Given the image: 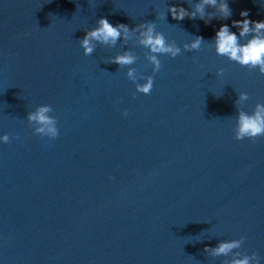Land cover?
<instances>
[{
    "label": "clouds",
    "instance_id": "obj_1",
    "mask_svg": "<svg viewBox=\"0 0 264 264\" xmlns=\"http://www.w3.org/2000/svg\"><path fill=\"white\" fill-rule=\"evenodd\" d=\"M208 7L215 9V11L208 12L206 10ZM168 13L174 20L180 21L186 17L192 19L198 17L208 23L213 18L228 19L232 15V10L227 0H199L191 7V10L170 4L168 5ZM240 16L244 19L232 21V25L238 28L239 35L231 31L228 24H221L215 32L212 40L215 52L242 67L258 69L259 73L264 74V19L250 20L247 10H241ZM133 34L137 35L138 44L148 49L146 58L152 65L153 73L161 68L159 55L166 54L174 58L181 53V47L175 41L169 42L162 32L156 30L154 21L141 22L130 28L124 23L113 25L106 17L102 16L96 21V26L86 30L84 36L78 41L87 56L96 50L98 44L109 47H114L118 41L125 44ZM245 37L247 39L242 43L241 38ZM204 41L202 36L196 35L191 41L183 44V49L188 51L199 50ZM136 60L137 56L131 50L126 49L111 57L109 63L116 64L119 68L127 67L126 75L135 83L137 92L148 95L153 88L154 77L153 75L144 77L143 74L138 76L137 70L130 67ZM223 72L224 69L220 68L216 74L222 75ZM140 79H143L144 82L139 83L138 80ZM248 99V93L241 91L234 102L238 113L234 127L236 140L245 138L255 140L264 136V103L257 102L251 113L244 111L242 107H237V105H243ZM51 112H53L51 105L41 104L34 111L27 113V120L33 127L34 134L49 139H55L59 135L57 119L50 115ZM124 115H127L126 110ZM0 141L9 143V135L5 133L0 136ZM244 239L241 236L239 239L221 240L215 247L206 246L204 252L213 257L223 256L227 258L231 256V259H224L221 264H253V262L259 264L260 257L257 253L253 252L249 255L234 251L240 249Z\"/></svg>",
    "mask_w": 264,
    "mask_h": 264
},
{
    "label": "water",
    "instance_id": "obj_2",
    "mask_svg": "<svg viewBox=\"0 0 264 264\" xmlns=\"http://www.w3.org/2000/svg\"><path fill=\"white\" fill-rule=\"evenodd\" d=\"M64 0H0V33Z\"/></svg>",
    "mask_w": 264,
    "mask_h": 264
}]
</instances>
